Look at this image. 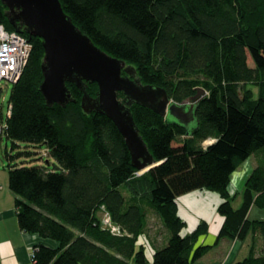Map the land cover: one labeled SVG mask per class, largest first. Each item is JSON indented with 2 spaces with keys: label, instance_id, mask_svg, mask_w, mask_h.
<instances>
[{
  "label": "trees",
  "instance_id": "trees-1",
  "mask_svg": "<svg viewBox=\"0 0 264 264\" xmlns=\"http://www.w3.org/2000/svg\"><path fill=\"white\" fill-rule=\"evenodd\" d=\"M59 2L96 46L133 66L142 84L165 89L176 103L199 88L205 95L187 129L132 105L139 134L159 163L139 174L114 124L83 111L76 85L67 83L74 102L46 104L39 90L42 40L18 25L31 51L12 85L0 138L11 142L6 169L19 228L54 243L33 248L34 264H150L141 243L149 212L167 233L152 264H195L212 248L195 247L207 224L182 236L177 199L198 190L223 200L218 241L253 235L248 255L233 264H264V221L248 217L252 207L264 211V0ZM6 12L0 0V25L16 32ZM85 89L94 97L98 86ZM251 156L255 166L234 208L231 175ZM102 210L122 235L103 228Z\"/></svg>",
  "mask_w": 264,
  "mask_h": 264
},
{
  "label": "water",
  "instance_id": "water-1",
  "mask_svg": "<svg viewBox=\"0 0 264 264\" xmlns=\"http://www.w3.org/2000/svg\"><path fill=\"white\" fill-rule=\"evenodd\" d=\"M6 16L19 32L23 26L31 37L42 40L44 58L41 64L43 81L39 87L46 104L65 107L74 102L67 83L83 93L81 108L87 114L107 117L123 137L133 167L139 174L157 166L134 122L131 107H146L168 122L184 128L195 124V106L205 95L199 88L183 103L170 99L165 89L142 84L133 66L115 58L96 46L64 12L59 0H1ZM126 73V75L123 74ZM96 83L94 97L85 89ZM122 93L124 98H118ZM209 143L208 145H210Z\"/></svg>",
  "mask_w": 264,
  "mask_h": 264
},
{
  "label": "crops",
  "instance_id": "crops-1",
  "mask_svg": "<svg viewBox=\"0 0 264 264\" xmlns=\"http://www.w3.org/2000/svg\"><path fill=\"white\" fill-rule=\"evenodd\" d=\"M242 164L231 175L229 185V191L235 197L234 208H238L241 203V193L246 180V175L240 172ZM5 169L6 167L0 169L2 188L0 190V264H34L33 248L40 243L48 246H54V243L42 240L36 234L23 232L19 228L14 206L15 197L9 189L6 190L8 174ZM222 201L218 194L206 190L193 191L177 199L178 215L185 222V227L181 231L182 236L190 235L201 221L207 224V231L197 238L195 247L208 245L212 248L195 264H233L243 260L249 253L253 238L251 233L244 241L237 238L217 240L224 222V217L217 213V208ZM248 217L264 221V211L252 207ZM160 229L162 230L160 231L161 236L153 228L147 227L146 235L141 239V243L147 249L150 264L153 261V250L162 247L166 242L167 233L163 227ZM255 238L256 248L259 251L261 243L256 235Z\"/></svg>",
  "mask_w": 264,
  "mask_h": 264
},
{
  "label": "built area",
  "instance_id": "built-area-1",
  "mask_svg": "<svg viewBox=\"0 0 264 264\" xmlns=\"http://www.w3.org/2000/svg\"><path fill=\"white\" fill-rule=\"evenodd\" d=\"M30 51L31 45L26 38L18 32L8 31L0 25V82L13 85L19 80ZM101 213L103 214L101 218L103 228L109 230L112 234L122 235L119 227L113 225L109 214L105 210H102Z\"/></svg>",
  "mask_w": 264,
  "mask_h": 264
},
{
  "label": "rangeland",
  "instance_id": "rangeland-1",
  "mask_svg": "<svg viewBox=\"0 0 264 264\" xmlns=\"http://www.w3.org/2000/svg\"><path fill=\"white\" fill-rule=\"evenodd\" d=\"M249 66H253L252 62L248 60ZM251 87V86H250ZM12 88L11 83H5V82H0V124H3L5 122V119L8 114V98L9 94ZM256 93L257 88L251 87ZM211 143V141H206L204 142V145H208ZM11 148V142L4 137L0 138V169H3V167H6L7 160L5 158V152L6 150L10 151ZM16 151H13L15 153ZM33 161V160H29ZM23 163V162H22ZM4 165V166H2ZM253 166H255V158L253 156L249 157L246 161L241 166L240 172L242 175H246L245 178L249 176V174L252 171ZM7 172V169H5ZM2 189V188H1ZM9 189L8 186L6 187V190ZM101 218L103 217V214L100 213ZM147 227H151L154 229V231H157L159 233V236H161L162 231L160 228L163 227L161 221L159 218L152 212L148 213V220H147Z\"/></svg>",
  "mask_w": 264,
  "mask_h": 264
},
{
  "label": "flooded vegetation",
  "instance_id": "flooded-vegetation-1",
  "mask_svg": "<svg viewBox=\"0 0 264 264\" xmlns=\"http://www.w3.org/2000/svg\"><path fill=\"white\" fill-rule=\"evenodd\" d=\"M20 27H21V28H24L23 26H21V24H20ZM123 74H124V75H126V73H125V72H123Z\"/></svg>",
  "mask_w": 264,
  "mask_h": 264
}]
</instances>
